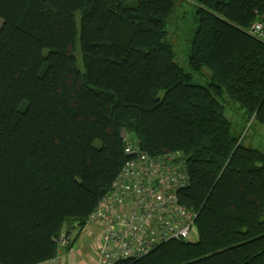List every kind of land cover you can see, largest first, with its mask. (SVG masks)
<instances>
[{"label":"trees","instance_id":"obj_1","mask_svg":"<svg viewBox=\"0 0 264 264\" xmlns=\"http://www.w3.org/2000/svg\"><path fill=\"white\" fill-rule=\"evenodd\" d=\"M180 1L0 0V264L55 260L87 227L127 160L124 132L150 156L184 155L198 239L117 264H264V156L225 105L264 124V43L248 32L264 0H189L192 73L167 42Z\"/></svg>","mask_w":264,"mask_h":264},{"label":"built area","instance_id":"obj_2","mask_svg":"<svg viewBox=\"0 0 264 264\" xmlns=\"http://www.w3.org/2000/svg\"><path fill=\"white\" fill-rule=\"evenodd\" d=\"M248 32L264 43V17ZM123 140L127 160L86 227L98 234L96 264L140 259L169 241L198 239V214L179 201V192L190 184L184 155L176 152L153 157L142 150L134 135L124 132ZM70 241L62 235L59 251Z\"/></svg>","mask_w":264,"mask_h":264},{"label":"rangeland","instance_id":"obj_3","mask_svg":"<svg viewBox=\"0 0 264 264\" xmlns=\"http://www.w3.org/2000/svg\"><path fill=\"white\" fill-rule=\"evenodd\" d=\"M1 25V20H0ZM195 29V6L189 0H181L176 17L167 26V42L172 46L176 63L186 72L192 73L188 64V55ZM208 71L193 75V83L206 84ZM228 102V104H227ZM226 117L232 124L233 135L239 137L242 145L260 152L264 156V124L258 120L248 121L238 106L227 99Z\"/></svg>","mask_w":264,"mask_h":264},{"label":"crops","instance_id":"obj_4","mask_svg":"<svg viewBox=\"0 0 264 264\" xmlns=\"http://www.w3.org/2000/svg\"><path fill=\"white\" fill-rule=\"evenodd\" d=\"M72 240V248L63 249L53 264H96L98 259V242L94 231L84 229L79 232L76 226L67 230Z\"/></svg>","mask_w":264,"mask_h":264}]
</instances>
